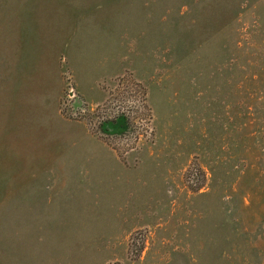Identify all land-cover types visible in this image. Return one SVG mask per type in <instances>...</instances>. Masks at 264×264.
Instances as JSON below:
<instances>
[{"label": "rangeland", "instance_id": "obj_1", "mask_svg": "<svg viewBox=\"0 0 264 264\" xmlns=\"http://www.w3.org/2000/svg\"><path fill=\"white\" fill-rule=\"evenodd\" d=\"M0 264H264V0H0Z\"/></svg>", "mask_w": 264, "mask_h": 264}, {"label": "crops", "instance_id": "obj_2", "mask_svg": "<svg viewBox=\"0 0 264 264\" xmlns=\"http://www.w3.org/2000/svg\"><path fill=\"white\" fill-rule=\"evenodd\" d=\"M20 53V52H19ZM11 91H13V89H11Z\"/></svg>", "mask_w": 264, "mask_h": 264}]
</instances>
